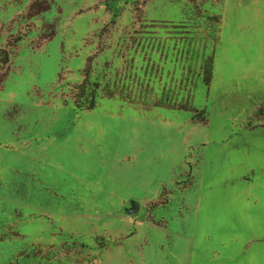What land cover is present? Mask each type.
I'll use <instances>...</instances> for the list:
<instances>
[{
    "label": "rangeland",
    "instance_id": "1",
    "mask_svg": "<svg viewBox=\"0 0 264 264\" xmlns=\"http://www.w3.org/2000/svg\"><path fill=\"white\" fill-rule=\"evenodd\" d=\"M0 264H264V0H0Z\"/></svg>",
    "mask_w": 264,
    "mask_h": 264
},
{
    "label": "trees",
    "instance_id": "2",
    "mask_svg": "<svg viewBox=\"0 0 264 264\" xmlns=\"http://www.w3.org/2000/svg\"><path fill=\"white\" fill-rule=\"evenodd\" d=\"M203 70H204L203 83L205 85H209L213 79V72H214L212 58L204 64ZM94 106H95L94 102H92V105L90 106V108H93Z\"/></svg>",
    "mask_w": 264,
    "mask_h": 264
},
{
    "label": "water",
    "instance_id": "3",
    "mask_svg": "<svg viewBox=\"0 0 264 264\" xmlns=\"http://www.w3.org/2000/svg\"><path fill=\"white\" fill-rule=\"evenodd\" d=\"M140 209V202L139 201H133L132 202V206L127 208L126 211L129 213V214H134V213H137Z\"/></svg>",
    "mask_w": 264,
    "mask_h": 264
},
{
    "label": "crops",
    "instance_id": "4",
    "mask_svg": "<svg viewBox=\"0 0 264 264\" xmlns=\"http://www.w3.org/2000/svg\"><path fill=\"white\" fill-rule=\"evenodd\" d=\"M219 243H222V244H225L226 242L225 241H223V242H219ZM227 256H229V255H225V254H219L218 255V257L216 258V259H223V260H225V259H230V256L229 257H227ZM246 257V256H245ZM208 258H210V257H208ZM212 258H213V256H212ZM214 259V258H213ZM245 259V258H244ZM240 260H242V259H240Z\"/></svg>",
    "mask_w": 264,
    "mask_h": 264
}]
</instances>
